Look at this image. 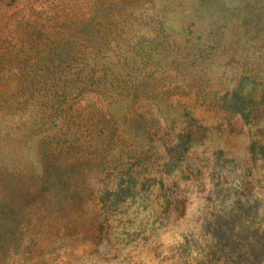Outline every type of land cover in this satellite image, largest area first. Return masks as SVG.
Here are the masks:
<instances>
[{"label":"rangeland","instance_id":"374dc122","mask_svg":"<svg viewBox=\"0 0 264 264\" xmlns=\"http://www.w3.org/2000/svg\"><path fill=\"white\" fill-rule=\"evenodd\" d=\"M0 264H264V0H0Z\"/></svg>","mask_w":264,"mask_h":264}]
</instances>
